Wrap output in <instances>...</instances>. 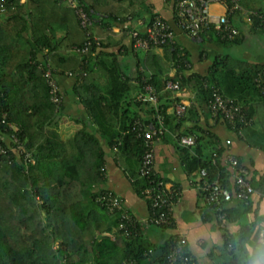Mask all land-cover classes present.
Segmentation results:
<instances>
[{
    "label": "trees",
    "instance_id": "16d2710c",
    "mask_svg": "<svg viewBox=\"0 0 264 264\" xmlns=\"http://www.w3.org/2000/svg\"><path fill=\"white\" fill-rule=\"evenodd\" d=\"M114 1L82 0L87 11L95 10L97 6L99 12L112 13L113 19L118 16L113 11ZM12 2L13 9L9 8L5 18L0 20V144H9V136L14 134L23 150L33 156L34 163L23 164L22 156L17 158L13 151L8 152L10 158L5 155L0 157V264H120L129 259L139 264H164L171 244V235L165 232L168 228L155 226L165 234L157 243L148 241L142 235V224L136 226L133 234L124 236L119 229L121 213L110 211L97 201V197L108 190L101 187L105 164L101 139L105 141V147L124 160L123 169L135 180L136 191L145 195L143 191L149 184L138 173L143 140L137 136L134 124L139 120L147 125H157L160 115L169 133L195 137L193 153L190 147L181 149L185 169L193 171L204 168L208 182L219 180L231 188V174L227 171V165L222 163L225 146L215 138H207L206 143L212 144V149L210 155H203L200 148L206 136L194 130L183 134L178 130L186 118L194 114V106L187 108V117L185 114L184 118L176 119L174 114H166V109L179 97L169 99L167 104H161L160 99L162 95L172 92L165 88L166 81H175L179 84L178 91L194 93L210 114L211 88L215 87L223 95L240 103L250 118L253 113L252 101L264 105L263 67H243L241 62L224 56L215 58L203 74H187V53L176 42L173 46L150 48L145 51L141 62L145 72L149 71L147 80L156 90L157 103L134 101L137 105L148 106L152 115L150 120H142L135 113L125 110L130 85L127 79H121L119 67L114 64L107 67L104 62L95 61L100 59V52L96 53V50L101 46L91 33L92 27L89 28L91 45L87 53H59L57 49L63 41L64 47L70 48L73 45L80 47L87 39L73 10L59 9L56 0H27L28 3L21 5L18 4L19 0ZM171 9L176 25L172 4ZM56 17L69 25L66 36L60 40L55 38L52 30L50 33L46 31ZM72 18L74 25L71 24ZM252 18L263 24L256 16ZM76 28L80 29L79 34ZM28 31L31 39L24 35ZM204 31L207 30L200 33ZM212 32L221 43L235 39L221 40ZM44 48L62 70L79 71L83 68L88 71V75L75 87V92L90 126L89 129H80L66 140L61 138L57 128L62 102L56 107L50 101L49 87L38 67L39 64L44 65L41 61V56L45 57ZM154 48L164 49L165 58L156 54ZM95 64L96 71L93 70ZM169 68H174V75L168 74ZM104 76L106 85L100 93L98 81H95ZM141 77L142 72H138L140 90L144 86ZM2 114H5L4 120ZM216 121L237 134L238 127H231L220 117ZM250 125L242 128L240 138L245 136L249 139ZM261 134L263 137L257 143L263 141L264 148V133ZM203 180H200V185ZM252 185L263 195L264 175L257 185ZM200 189L204 195L205 192ZM238 202L242 206H237L240 217L248 209L246 202ZM206 205L218 222L220 215L230 219V211L234 209L228 208L225 202ZM252 232L253 228L244 224L236 234L225 237L222 264H245V245L250 243ZM56 241L58 243L54 245Z\"/></svg>",
    "mask_w": 264,
    "mask_h": 264
},
{
    "label": "crops",
    "instance_id": "0c3cea01",
    "mask_svg": "<svg viewBox=\"0 0 264 264\" xmlns=\"http://www.w3.org/2000/svg\"><path fill=\"white\" fill-rule=\"evenodd\" d=\"M236 1L240 9L233 12L228 11L227 6L220 3L219 0H212L208 6L211 15L226 14L230 25L237 29L238 33L235 39L227 43L219 42L211 30L204 31L195 37L181 32L174 25L171 3L165 0H115L113 11H116L118 16L114 19L112 13L99 12L97 6H95L96 9L94 8L95 10L90 9L95 18L94 24L91 26V33L94 39L97 40L98 46H101L96 50V53L100 52V59H95V61L104 62L107 67L110 64L117 65L121 73V79H127L130 85V90L126 94L125 110L135 113L142 120L152 118L148 106L144 104L137 105L133 101V98L140 92L137 74L139 66L144 69L141 61L145 51L134 52L132 50L131 40L125 27L135 26L143 31L154 12H157L167 22L171 23L175 32L176 44L187 53V66L189 68L187 74L192 72L203 74L215 58L224 56L235 60V62H241L243 67L258 65L264 69V22L263 24L257 23L252 18V13L264 10V0ZM26 3H28L27 0H20L18 4ZM58 8L68 9L59 4ZM5 16L6 14L0 20H3ZM126 16H130V19ZM73 23L72 18L71 24ZM67 29H69L68 22L59 20L56 17L51 20L46 31L50 33L52 30L55 38L60 40L66 36ZM76 31L79 34L80 29L76 28ZM24 35L31 37L29 31L28 34L25 33ZM153 50L156 54L165 58L164 49L154 48ZM57 51L59 53L65 52L66 55L77 52L74 45L65 48L64 41L59 45ZM47 52L48 50L44 48L45 57L41 56V61L53 71L60 87L62 104L57 128L61 138L66 140L80 129H89L90 126L85 109L80 104L79 97L75 92V87L88 75V71L83 68H80L79 71L62 70ZM96 64L93 65L94 71L97 70ZM69 72L71 75H68ZM174 72V68H169L168 74L170 76L174 75ZM142 74L148 77L149 71H143ZM105 79L104 76L95 81H98L100 93L105 88ZM176 96L179 97V100L172 101L166 109V114L172 116L174 105L180 102L186 103L187 108L190 105L195 108V112L190 118H186V113V120L178 129L179 132L183 134V132L190 133V130H194L206 136L200 148L203 155H210L212 149V144L206 143L207 138H215L217 142H221L225 146L222 163L227 165V171L231 174L229 181L232 183L233 168L228 164L226 155L231 153L249 170L250 180L254 185H257V181L264 175L263 141L257 143L263 137L261 133H264V105L259 101L250 103L253 107V113L250 117L251 129L248 131L247 136L249 139H246L245 136L240 138L229 127L212 119L206 105L199 103L194 93H190L188 90L172 91L171 94L162 95L160 103L167 104L169 99H174ZM169 132L170 130H167V134L156 143L154 158V169L157 175L162 178L169 190L177 192L173 204V226L165 232L166 234L168 232L179 233L186 238L187 250L193 258V264H222L225 237L236 234L241 225L249 224L253 228L251 241L245 245V250L254 246L256 239L264 236V194L261 195L255 190L254 194L245 203L248 210L240 217L238 216L240 211L237 209L238 205L241 206L240 202H228V208H234L230 211V219H223L218 222L209 212L199 187L201 180L199 170L188 171L185 169L182 162L184 153L181 151L184 147L179 146L173 136L174 134ZM227 140L230 141L228 145H226ZM101 143L104 146L105 153L104 180L101 187L115 192L123 199L128 211L141 221L143 226L142 235L148 241L152 243L161 241L165 235L162 230L159 227L146 224L150 213L148 198L136 191L135 180L131 179L129 173L123 169L122 163L124 160L116 157L113 150L105 147L103 139H101ZM189 150L193 153V147H190ZM54 243L56 245L58 242Z\"/></svg>",
    "mask_w": 264,
    "mask_h": 264
},
{
    "label": "built area",
    "instance_id": "2783aa9c",
    "mask_svg": "<svg viewBox=\"0 0 264 264\" xmlns=\"http://www.w3.org/2000/svg\"><path fill=\"white\" fill-rule=\"evenodd\" d=\"M20 1V0H19ZM212 0H169L173 5L174 15L176 17V26L179 30L195 37L203 30H212L221 40H232L237 36V29L232 27L228 21L227 15L214 16L208 11L209 3ZM63 7L73 10L78 25L84 30L87 39L80 47H75V51L85 54L90 48L91 39L89 38V28L94 24L95 18L91 10L87 11L82 0H56ZM227 6V10L233 12L239 10L240 6L236 0H219ZM12 0H0V19L4 16L9 8L13 9ZM256 16L261 22H264V10L252 13V17ZM130 19V16H126ZM126 33L131 40V48L135 51H146L153 47L162 45L173 46L175 43V32L173 27L160 14L154 12L151 20L144 27L143 31L137 27H125ZM182 54V53H181ZM43 77L49 87V99L58 107L62 102V94L58 82L53 71L45 65L39 64ZM139 72L145 71L142 66L138 68ZM68 75H71L69 72ZM144 79V86L139 93L133 98V101L141 103L149 102L156 104L157 94L154 86ZM258 80V79H257ZM260 80V79H259ZM258 80V81H259ZM165 88L171 91H178L179 84L175 81L168 80ZM264 90V89H263ZM210 116L212 119H223L231 127H238L237 134L242 136V128L251 124V118L247 116L242 105L232 98L223 95L217 88H211V98L208 105ZM187 111V104L176 103L173 108V114L176 119L184 118ZM5 114H2L4 120ZM158 124H145L136 121L134 128L137 130V136L143 140V152L140 159L139 176L146 178L149 186L143 193L148 197L150 213L146 220V224L150 226H165L170 230L173 226V204L177 196V192L169 190L163 180L159 179L154 169L155 145L160 138L167 132L164 127L163 119L159 115L157 117ZM177 144L182 147H192L195 144L193 135H173ZM10 143L6 146L0 144V157L7 156L10 158L9 151H13L16 157L21 155L22 162L25 165L33 164L34 158L23 150V146L18 138L11 134L9 136ZM230 141H226L229 144ZM8 153V155H7ZM227 162L233 168V180L231 188L223 185L219 180L208 182L206 180V171L204 168L199 169L201 180L203 183L199 186L203 189L205 202L219 204L220 202L243 201L247 202L254 194L255 189L249 179V170L239 163L237 157L229 153L226 155ZM97 201L102 202L110 211H119L121 213L119 229L124 236L133 234L135 228L141 221L137 219L133 213L125 207L122 198L112 192L105 191L97 197ZM223 220V215H220ZM171 235V244L165 256L164 264H193V258L187 250V240L179 233H169ZM120 264H139L134 259L125 260Z\"/></svg>",
    "mask_w": 264,
    "mask_h": 264
},
{
    "label": "clouds",
    "instance_id": "9594fccd",
    "mask_svg": "<svg viewBox=\"0 0 264 264\" xmlns=\"http://www.w3.org/2000/svg\"><path fill=\"white\" fill-rule=\"evenodd\" d=\"M245 264H264V236L256 239L254 246L246 250Z\"/></svg>",
    "mask_w": 264,
    "mask_h": 264
}]
</instances>
